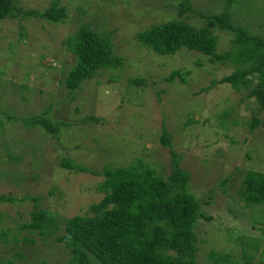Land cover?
<instances>
[{
	"label": "rangeland",
	"instance_id": "obj_1",
	"mask_svg": "<svg viewBox=\"0 0 264 264\" xmlns=\"http://www.w3.org/2000/svg\"><path fill=\"white\" fill-rule=\"evenodd\" d=\"M52 1L16 0V6L42 11ZM181 1L59 0L66 17L58 23L34 15L0 22V193L15 198L0 201V264H70L69 249L55 237L64 232V219L101 200L96 188L104 177L62 167L61 160L96 172L143 158L167 177L172 149L182 155L189 189L212 218L196 224L200 264H246L250 256L251 264H264V205H246L239 196L248 170L264 172V111L247 90L220 82L234 65L185 47L158 54L138 39L173 18L202 26L197 13L180 15ZM188 1L207 15L229 12L235 26L264 37V0ZM82 24L110 35L123 64L100 70L71 92L63 81L77 56L64 40ZM213 33L219 52L231 47L232 31ZM175 70L187 81L169 79ZM135 77L144 82L132 84ZM40 116L62 122L60 133L33 124ZM254 117L262 122L251 132ZM164 126L172 148L161 142ZM37 208L56 216L55 235L47 240L21 229Z\"/></svg>",
	"mask_w": 264,
	"mask_h": 264
},
{
	"label": "trees",
	"instance_id": "obj_2",
	"mask_svg": "<svg viewBox=\"0 0 264 264\" xmlns=\"http://www.w3.org/2000/svg\"><path fill=\"white\" fill-rule=\"evenodd\" d=\"M226 1L230 5L234 0ZM179 6L180 15L197 13L204 18V24L198 27L185 19L173 18L139 32V41L158 54H175L185 47L210 55L212 61L234 65L233 72L220 82L230 83L238 92L247 90V96L255 98L258 109L264 111V37L235 26L229 12L207 15L197 11L188 0H182ZM28 15L58 23L66 17V7L54 0L42 11L24 10L16 6V0H0V22ZM215 28L234 33L231 47L225 52L218 51ZM64 42L77 56L63 81L71 92L100 70L117 69L123 64V58L115 53L111 36L90 25H80ZM176 76L187 81L180 70L173 71L169 79ZM143 82L142 77L131 79L132 84ZM32 121L54 135L60 133L63 125L43 116ZM261 122V118L254 117L251 132ZM161 142L172 148V133L166 126ZM171 154L173 169L167 177L143 158L129 165H108L96 172L70 158L61 160L62 167L104 177L96 188L103 195L101 200L92 203L86 214L64 219V232L55 237L69 249L70 264H200L196 224L201 218H212L204 214L200 199L189 189V172L180 165L182 155L173 149ZM239 196L246 205H264V172L248 170ZM32 199L39 201L37 196ZM14 200L13 196L0 193V201ZM53 227L57 228L54 213L38 208L31 212V221L21 225V229L37 230L44 240L55 235ZM212 256L216 260L226 258ZM251 260L252 256L246 264H251Z\"/></svg>",
	"mask_w": 264,
	"mask_h": 264
}]
</instances>
